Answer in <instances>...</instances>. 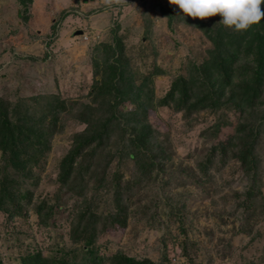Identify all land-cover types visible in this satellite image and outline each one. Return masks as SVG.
I'll use <instances>...</instances> for the list:
<instances>
[{
    "label": "rangeland",
    "instance_id": "obj_1",
    "mask_svg": "<svg viewBox=\"0 0 264 264\" xmlns=\"http://www.w3.org/2000/svg\"><path fill=\"white\" fill-rule=\"evenodd\" d=\"M168 4L31 0L24 5L0 0V98L12 104L28 99L32 109L29 98L55 93L71 107L60 113L62 129L50 137L49 150L29 166L31 176L15 172L0 150V190L8 181L16 187L17 180L16 192H31L30 203L23 199L16 204L23 206L19 213L0 209V264H20V255L34 249L51 256L59 249L80 248L68 235L80 198L60 188L58 163L71 146L72 134L84 127L72 114L80 103L94 104L88 91L101 72L95 64L107 55L104 44L115 36L123 44L126 77L141 83L140 99L148 105L142 118L152 130L154 165L151 178L140 176L127 157H116L106 167L109 185L96 211L114 208L113 173H119L127 220L123 229L105 227L97 233L98 251L109 258L120 250L156 264H264V122L255 146L258 167L253 179L252 171L247 174L228 149L211 151L228 140L238 120L250 121L251 115L242 116L229 102L191 113L163 104L173 80L189 76L192 65L207 58L212 46L178 10L169 20ZM262 94L260 109L264 90ZM133 102H124V111L134 109L137 100ZM96 172L84 177L87 195L95 191L91 186L97 183ZM56 194L60 206L53 208L47 223H40L34 204H51Z\"/></svg>",
    "mask_w": 264,
    "mask_h": 264
},
{
    "label": "trees",
    "instance_id": "obj_2",
    "mask_svg": "<svg viewBox=\"0 0 264 264\" xmlns=\"http://www.w3.org/2000/svg\"><path fill=\"white\" fill-rule=\"evenodd\" d=\"M29 1L19 0L24 5ZM260 7L264 11V4ZM176 10V5L168 4L169 20ZM185 17L202 31L212 46L207 50V58L198 66L192 65L189 76H178L173 80L162 102L173 110L187 113L215 109L223 102H229L239 108L242 116L251 115L253 118L250 121L238 120L228 140L212 146L211 151L219 149L224 152L228 149L247 174L252 171L254 179L258 167L255 146L264 122V108L260 109L264 90V17L241 31L222 25L219 14L208 19L188 17L186 14ZM122 46L117 36L111 44H104L107 55L95 64L101 72L88 91L94 104L80 103L76 114H72L84 127L72 134L71 146L58 163L60 188L80 198L72 212L68 235L71 242L81 243V246L79 249H59L51 256H45L39 249L26 251L19 257L20 264H156L149 258H136L120 250L106 258L95 246L98 232L105 227L123 229L127 220V207L119 191L123 184L119 176L122 174L119 173H113L114 208L105 212L96 211L97 201L104 199L103 190L109 185L106 167L116 157H127L133 161L140 176L151 178L149 173L154 165L153 154L150 153L152 130L145 117L142 118L148 105L140 99L143 93L141 83L135 85L132 77H126ZM239 58L242 61L236 65ZM234 77L236 82L232 80ZM29 100L34 102L32 109L28 99L12 104L0 98V150L14 171L23 177L32 175L29 166L32 167L49 150L50 137L61 131L63 116L60 113L71 111L65 99L55 93L36 95ZM127 100L132 103L137 100V108L124 111L123 103ZM217 125L214 124L215 129ZM95 172L98 173L97 183L91 186V190L95 191L87 195L84 177L87 173L95 175ZM11 182H1L0 190V209L10 212L9 215L19 213L23 206L16 204L21 200L27 199L26 203H30L31 195L28 189L16 192L21 182L13 180L16 187L9 185ZM248 194H251L250 190ZM58 196L55 195L56 200L51 204L45 200L34 204L40 223H47L53 208L60 206ZM10 205H14L15 209L10 210Z\"/></svg>",
    "mask_w": 264,
    "mask_h": 264
},
{
    "label": "clouds",
    "instance_id": "obj_3",
    "mask_svg": "<svg viewBox=\"0 0 264 264\" xmlns=\"http://www.w3.org/2000/svg\"><path fill=\"white\" fill-rule=\"evenodd\" d=\"M176 5L178 14L183 18H205L220 15L219 22L234 31L247 30L251 25L261 21L264 0H168Z\"/></svg>",
    "mask_w": 264,
    "mask_h": 264
}]
</instances>
